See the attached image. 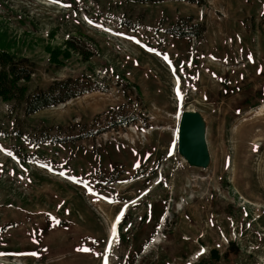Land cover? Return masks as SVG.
I'll return each mask as SVG.
<instances>
[{"label":"rangeland","instance_id":"1","mask_svg":"<svg viewBox=\"0 0 264 264\" xmlns=\"http://www.w3.org/2000/svg\"><path fill=\"white\" fill-rule=\"evenodd\" d=\"M0 48L84 89L0 99V264H264V0H0Z\"/></svg>","mask_w":264,"mask_h":264},{"label":"trees","instance_id":"2","mask_svg":"<svg viewBox=\"0 0 264 264\" xmlns=\"http://www.w3.org/2000/svg\"><path fill=\"white\" fill-rule=\"evenodd\" d=\"M135 1L158 2L163 0ZM186 1L199 2L200 0ZM176 26L178 24L172 29ZM193 27L195 26H191L192 29ZM34 74L35 63L29 57H19L0 48V99L10 105L11 112L22 110L24 115H32L45 108L65 103L84 92L82 83L72 78L53 80L46 87L37 88L32 92L28 82ZM120 123H123V120L115 123L114 126Z\"/></svg>","mask_w":264,"mask_h":264},{"label":"water","instance_id":"3","mask_svg":"<svg viewBox=\"0 0 264 264\" xmlns=\"http://www.w3.org/2000/svg\"><path fill=\"white\" fill-rule=\"evenodd\" d=\"M179 152L192 166L207 167L210 154L206 141V123L195 110H185L181 115L178 137Z\"/></svg>","mask_w":264,"mask_h":264},{"label":"snow or ice","instance_id":"4","mask_svg":"<svg viewBox=\"0 0 264 264\" xmlns=\"http://www.w3.org/2000/svg\"><path fill=\"white\" fill-rule=\"evenodd\" d=\"M53 3H57L58 0H52ZM175 71V70H174ZM115 234H116V230H115V227H113V236L115 237ZM81 251H91V249H87V248H83V249H79Z\"/></svg>","mask_w":264,"mask_h":264},{"label":"bare ground","instance_id":"5","mask_svg":"<svg viewBox=\"0 0 264 264\" xmlns=\"http://www.w3.org/2000/svg\"><path fill=\"white\" fill-rule=\"evenodd\" d=\"M118 219H119V218H117V220H116V222L114 223V226H113V227H115V225H116V223H117ZM112 229H113V228H112Z\"/></svg>","mask_w":264,"mask_h":264}]
</instances>
